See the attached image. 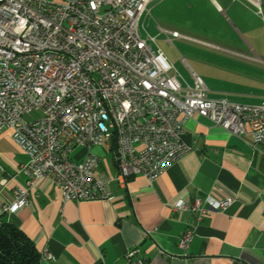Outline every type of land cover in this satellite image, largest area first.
Here are the masks:
<instances>
[{"label": "built area", "instance_id": "obj_1", "mask_svg": "<svg viewBox=\"0 0 264 264\" xmlns=\"http://www.w3.org/2000/svg\"><path fill=\"white\" fill-rule=\"evenodd\" d=\"M155 1L0 0V134L11 130L29 156L21 167L26 184L0 208V216L28 207L31 190L47 179L61 189L64 202L112 200L110 181L96 175L101 159L93 148L104 144L118 163L114 180L127 185L141 175L153 183L193 150L184 141V126L196 117L249 135L264 154V103L210 98L200 76L193 72V83L186 82L164 52L154 49L156 38L143 36L142 20ZM246 1L264 21V0ZM33 111L43 117L26 122L23 117ZM78 148L87 153L76 161ZM233 202L212 195L205 202H180L174 210L192 212L200 223ZM195 233L194 226L186 230L182 249ZM136 253H128L127 264H145L133 261ZM45 260L55 261L49 249Z\"/></svg>", "mask_w": 264, "mask_h": 264}, {"label": "crops", "instance_id": "obj_2", "mask_svg": "<svg viewBox=\"0 0 264 264\" xmlns=\"http://www.w3.org/2000/svg\"><path fill=\"white\" fill-rule=\"evenodd\" d=\"M153 12L162 24L191 21L205 29L206 45L198 44L206 47L210 98L264 103V21L248 1L157 0L150 5ZM184 141L193 150L153 183L137 175L127 185L114 180L119 168L112 147H94L101 159L96 175L110 181L112 200L64 202L61 189L47 179L31 190L28 207L3 219L41 254L49 249L55 261L42 264H127L133 250V261L145 264H264V154L249 135L232 134L201 117L186 123ZM86 153L78 148L72 158L82 160ZM28 162L12 131L2 132L0 208L25 186L21 167ZM212 195L234 202L200 223L196 214L174 210L180 202H205ZM191 226L196 233L184 250L180 240Z\"/></svg>", "mask_w": 264, "mask_h": 264}, {"label": "rangeland", "instance_id": "obj_3", "mask_svg": "<svg viewBox=\"0 0 264 264\" xmlns=\"http://www.w3.org/2000/svg\"><path fill=\"white\" fill-rule=\"evenodd\" d=\"M166 24H162L153 12L151 16L148 15L142 20V34L144 37L149 34L151 37L156 38V41L153 42L154 49H161L164 52L186 82L193 83L192 73L195 72L206 83V47L197 42L206 41L203 33L205 29L197 28L191 21H173V23L166 22ZM159 28L170 32L177 29L179 34L185 35L184 37L188 39H173ZM190 38L197 40L194 41ZM42 117V111H33L31 114L25 115L23 119L30 123Z\"/></svg>", "mask_w": 264, "mask_h": 264}, {"label": "trees", "instance_id": "obj_4", "mask_svg": "<svg viewBox=\"0 0 264 264\" xmlns=\"http://www.w3.org/2000/svg\"><path fill=\"white\" fill-rule=\"evenodd\" d=\"M0 264H42L35 243L0 216Z\"/></svg>", "mask_w": 264, "mask_h": 264}, {"label": "bare ground", "instance_id": "obj_5", "mask_svg": "<svg viewBox=\"0 0 264 264\" xmlns=\"http://www.w3.org/2000/svg\"><path fill=\"white\" fill-rule=\"evenodd\" d=\"M42 260H45V251L41 254Z\"/></svg>", "mask_w": 264, "mask_h": 264}]
</instances>
